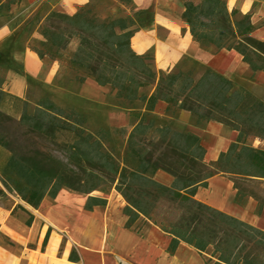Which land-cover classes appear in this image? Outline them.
<instances>
[{"label":"trees","instance_id":"trees-1","mask_svg":"<svg viewBox=\"0 0 264 264\" xmlns=\"http://www.w3.org/2000/svg\"><path fill=\"white\" fill-rule=\"evenodd\" d=\"M20 1L8 0V7ZM45 21L41 28L44 43L65 49L75 41L73 63L89 73L98 85L111 88L109 19L99 20L93 7L86 4L72 16L51 12ZM33 50L45 59L46 54ZM3 83L0 79V148L10 151L8 168L17 179L26 168L37 174L25 197L26 203L37 209L45 198L55 199L64 190L89 196L94 191L107 195L115 189L114 153L109 148L111 135L107 130L91 129L83 115L60 108L49 98L40 101L30 114L29 102L6 92ZM8 106L19 107L18 115H9ZM6 121L14 123L17 132L3 133ZM16 181L3 180V186L12 192ZM4 197L6 193L0 189V198ZM87 201V211L108 203L96 196H89ZM19 211L27 214L29 218L24 222L30 226L33 215L22 205L13 215L17 217Z\"/></svg>","mask_w":264,"mask_h":264},{"label":"crops","instance_id":"crops-1","mask_svg":"<svg viewBox=\"0 0 264 264\" xmlns=\"http://www.w3.org/2000/svg\"><path fill=\"white\" fill-rule=\"evenodd\" d=\"M96 1L56 0L50 11L58 8L72 16L79 7ZM26 2L37 6L40 1ZM16 29L0 26V54L5 55L0 62V77L6 92L24 98L32 81L54 83L60 65L57 62L47 65L28 46L18 50L14 41ZM46 96L55 100L52 93L42 95ZM36 175L33 169L26 168L12 192L4 188L0 177V189L6 193V197L0 198V264H117L115 203L109 200L106 206L87 211L84 198L77 202L75 195L61 192L55 199L45 198L34 209L25 202V197ZM21 205L34 217L30 226L13 215Z\"/></svg>","mask_w":264,"mask_h":264},{"label":"rangeland","instance_id":"rangeland-1","mask_svg":"<svg viewBox=\"0 0 264 264\" xmlns=\"http://www.w3.org/2000/svg\"><path fill=\"white\" fill-rule=\"evenodd\" d=\"M39 1L37 6L28 4L26 0H21L10 7H8V0H3V4L0 5V26L5 24L14 29L17 28L14 39L17 49L20 50L21 47L24 48L25 46H28L32 50L38 49L46 54L43 60L47 65L53 62H57L60 65L59 74L54 83H45L44 81L37 80L32 81V84L28 87L27 94L23 99L29 102V113L32 114L40 101L49 98L48 96L42 97V95L52 93L55 100L49 98L50 100L60 108H69L83 115L87 119L91 129L101 128L107 130L111 135L109 148L114 153L111 88L109 86L102 87L98 85L94 78L89 76V73L73 63V54L77 47L75 41L65 49H58L44 43L45 38L41 30L46 23L44 18L51 12H63L58 8L55 11H50L51 3L56 2V0ZM89 5L93 7V14L99 20L109 19L108 0H97L95 3ZM4 56L0 54V62L3 61ZM20 62V59H18V63L21 65ZM0 75H2V70H0ZM19 111V107L11 108V106H8L6 108V112L12 116H17ZM2 132L11 135L17 132L16 125L6 121ZM10 156L11 153L7 148H0V177L4 181L17 180L16 174L8 168ZM62 193L64 195L70 192L64 190ZM71 194L75 195V201L79 198H84L87 201L89 196H96L115 203V189H112L107 195L99 191H94L89 196ZM17 217L21 221L29 218L23 211H19Z\"/></svg>","mask_w":264,"mask_h":264}]
</instances>
